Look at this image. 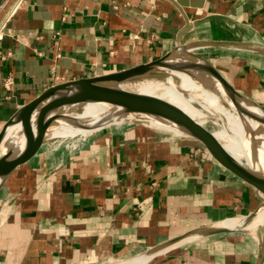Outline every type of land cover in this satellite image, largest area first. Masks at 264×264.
<instances>
[{"label": "crops", "instance_id": "1", "mask_svg": "<svg viewBox=\"0 0 264 264\" xmlns=\"http://www.w3.org/2000/svg\"><path fill=\"white\" fill-rule=\"evenodd\" d=\"M211 43L264 49V0H21L0 41V56L10 54L0 60V77L13 80L9 101H0V127L51 85L122 71L190 45L264 112V73L252 69L260 68L257 60L252 68L246 60L256 54L264 61V54ZM110 126L5 180L0 264H113L263 204L195 141L158 125ZM146 264H264V220L251 232L182 243Z\"/></svg>", "mask_w": 264, "mask_h": 264}, {"label": "water", "instance_id": "2", "mask_svg": "<svg viewBox=\"0 0 264 264\" xmlns=\"http://www.w3.org/2000/svg\"><path fill=\"white\" fill-rule=\"evenodd\" d=\"M175 2L178 3V0H175ZM211 45L264 54L263 48L246 44L211 43ZM195 46L198 45L175 47L156 60L122 71L56 83L45 88L24 104L19 105L0 127V188L9 175L15 169L27 164L39 148L49 143L68 140L66 137L55 138L49 135V131L57 125L65 114L80 109L85 104L97 103L112 107L123 105L130 107L131 105L132 109L137 110V113L144 115L156 125L164 128L157 130L198 143L207 156L222 171L247 184L264 196V172L257 168L259 156L257 148L249 146L250 165L244 160L237 161L221 147L207 129L191 121L170 103L157 97L128 92L121 87L135 81L171 76L173 73H183L178 66V62L184 58L194 59L200 63V67L195 72L188 73V77L197 83L200 89L212 93L218 99L228 102L236 108L245 110L248 115L255 118L257 123L260 124L261 131L264 132V112L247 97L233 89L207 61L192 54L190 50ZM54 110V116L48 120L27 145H23V141L27 139V131L34 122L42 118L47 112ZM262 206L259 203L255 210L260 209ZM254 211L246 217L236 220H241L242 223L248 222ZM238 231L241 230L211 227L207 230L176 237L142 253L157 251L175 244L180 245L203 237L219 236ZM189 237H193V239L182 242Z\"/></svg>", "mask_w": 264, "mask_h": 264}, {"label": "bare ground", "instance_id": "3", "mask_svg": "<svg viewBox=\"0 0 264 264\" xmlns=\"http://www.w3.org/2000/svg\"><path fill=\"white\" fill-rule=\"evenodd\" d=\"M178 66L183 73H173L171 76L135 81L121 87L128 92L141 93L166 101L201 127H203L206 120L211 121V123L217 125L218 129L210 133L221 147L237 161L244 160L250 165L249 146L257 148L259 155L257 168L264 172V132L261 131L260 124L245 110L236 108L232 104L218 99L212 93L200 89L197 83L188 77V73H193L200 67L197 60L184 58L178 62ZM54 114L55 110L49 111L34 122L27 131V139L23 141V145H27ZM126 121L147 126L156 125L144 115L137 113V110L132 109L131 105L130 107L125 105L112 107L105 104L90 103L65 114L57 125L49 131V135L55 138L69 132L76 135L83 133L86 129L106 128L115 123ZM157 127L164 129L160 126ZM74 135L68 138L65 147L70 145L71 138ZM262 205L251 218H255L256 214L263 208L260 219H250L245 223H242L241 220H225L213 227L215 229L248 230L251 232L256 226L261 225L264 220V202ZM192 239L193 237H189L182 242ZM176 245L178 244L131 257L125 260L130 262L122 264H146L165 254Z\"/></svg>", "mask_w": 264, "mask_h": 264}, {"label": "rangeland", "instance_id": "4", "mask_svg": "<svg viewBox=\"0 0 264 264\" xmlns=\"http://www.w3.org/2000/svg\"><path fill=\"white\" fill-rule=\"evenodd\" d=\"M247 55H249V54H247ZM247 64H250V66H251V68H252V65H254L255 66V61L257 60L258 61V63L256 62V64L260 67V68H252V69H255V70H257V72H259V73H264V61H261L257 56H256V54H253V55H249V56H247ZM124 124H129V123H120L118 126H120L121 127V125H124ZM118 126H116V128H118ZM110 128H113V126L111 127V126H109ZM203 127L205 128V129H207L209 132H212L213 130H216V129H218V127H217V125H215V124H213V123H211V121H209V120H206L204 123H203ZM114 128H115V126H114ZM90 131H93V128H91V129H86V130H84V132L83 133H79V134H76V135H74L72 132H69V133H66V134H62V135H58L57 137H63V138H69L70 136H72V135H74V137H72L71 138V143H75L76 141H82V140H85L86 141V139H87V137H88V134H89V132ZM101 131V130H100ZM99 132V131H98ZM83 135V136H82ZM65 142V143H64ZM88 142V141H87ZM87 142L85 143V145H84V147L86 146V144H87ZM68 143V140H66V141H61V142H54V143H49L46 147L47 148H45V147H43V148H39V150L34 154V156L28 161V163H27V165L26 166H28L29 168H31L30 167V165L32 166V168H34L35 166V161H40L41 159V161H43L44 159H46V157H47V155H49L48 153H52L51 154V158H52V160H55V159H57L58 157H57V154L59 153V151H61V152H64V147H65V145ZM70 143V144H71ZM61 144V145H60ZM76 144V143H75ZM40 161V162H41ZM21 170V169H20ZM10 177H11V174H10ZM259 195L261 196V198L262 199H264V196L263 195H261L260 193H259ZM263 202H264V200H263ZM251 220H255L254 218L253 219H251ZM263 222V221H262ZM115 260H117V261H115ZM114 261H115V263H113V264H122V263H125V262H130L129 260H127V261H125L126 259H123V258H121L120 260L119 259H115Z\"/></svg>", "mask_w": 264, "mask_h": 264}, {"label": "built area", "instance_id": "5", "mask_svg": "<svg viewBox=\"0 0 264 264\" xmlns=\"http://www.w3.org/2000/svg\"><path fill=\"white\" fill-rule=\"evenodd\" d=\"M9 0H0V10H3V14L0 18V41L3 37V30L6 27V24L10 21V19L15 14L19 4L21 3V0H16L12 4H8ZM10 56L9 53H5L0 56V60H6ZM13 86V80L9 76L0 77V87L2 90L6 93L3 98L0 97L1 100L9 101V95L8 93L11 92Z\"/></svg>", "mask_w": 264, "mask_h": 264}]
</instances>
